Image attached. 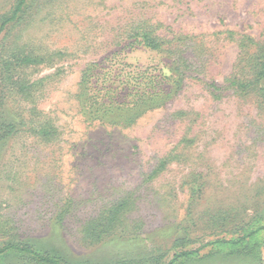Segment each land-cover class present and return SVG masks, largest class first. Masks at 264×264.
Masks as SVG:
<instances>
[{
	"label": "rangeland",
	"instance_id": "374dc122",
	"mask_svg": "<svg viewBox=\"0 0 264 264\" xmlns=\"http://www.w3.org/2000/svg\"><path fill=\"white\" fill-rule=\"evenodd\" d=\"M21 1L0 0V249L264 264V230L221 243L264 227V0Z\"/></svg>",
	"mask_w": 264,
	"mask_h": 264
},
{
	"label": "trees",
	"instance_id": "16d2710c",
	"mask_svg": "<svg viewBox=\"0 0 264 264\" xmlns=\"http://www.w3.org/2000/svg\"><path fill=\"white\" fill-rule=\"evenodd\" d=\"M25 0H22L20 5L23 4ZM19 5V7H20ZM2 132H4V128L1 126L0 124V140L4 137V135L2 136ZM264 230V227H261V228H258L257 230L255 231H252L250 233H248L246 236H244L243 238L239 239L238 241H235V242H231V241H224V242H221V243H230V244H238L240 243L242 240L252 236V235H255L261 231ZM217 242H213V243H209L207 244L205 247H208V246H212L214 244H216ZM11 252H17V253H23V254H27V255H30V257L32 258V260L37 263V264H71L69 263L67 260L63 259V258H60V257H56V256H53L51 254H43L41 252H39L38 250L36 249H33L32 247H29L27 245H7L6 247L0 249V257L1 256H5V255H8L10 254ZM198 253L197 251H192V252H186V253H181L179 255H176L173 259V261L170 263V264H173L174 262H176L177 260L183 258V257H187L189 255H193V254H196Z\"/></svg>",
	"mask_w": 264,
	"mask_h": 264
}]
</instances>
